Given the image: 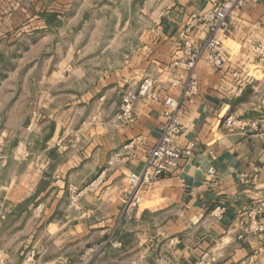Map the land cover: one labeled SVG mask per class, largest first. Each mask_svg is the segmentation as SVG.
Masks as SVG:
<instances>
[{"label": "crops", "instance_id": "0c3cea01", "mask_svg": "<svg viewBox=\"0 0 264 264\" xmlns=\"http://www.w3.org/2000/svg\"><path fill=\"white\" fill-rule=\"evenodd\" d=\"M218 0H163L161 5L155 7V18L151 24V28L146 29L140 36L142 51L135 55V58L127 57V63L123 68V72L118 69L115 72V79L111 73H105L100 77L98 86H88L84 91H79L75 87H66V82H78L85 84L84 67L80 66V56H76V62L68 66V63H62L58 72L47 68L44 72L42 82H31V85L21 84L18 81H12L8 84L1 83L0 91L6 92V97L1 98L0 94V126L4 125L8 116L13 115L16 110L21 107H29L31 109V124L29 118L23 119L15 130L14 135L9 137V130L2 129V138L14 140L17 142L21 139V130L32 127L40 130V137L36 139L39 147L38 157L32 154V160L26 165L31 169V177L26 178V181L21 182L18 177L12 179L11 183H6L1 186L7 191L5 203L13 207V212L22 207L24 203H30L32 207L37 202H42L44 205V217L48 222L47 231L51 235H73V244L76 248L79 247L81 255L77 257L83 262V252L85 250L95 251L91 264H136L137 255L141 249L135 245L136 236L134 232L124 231L117 227L120 219L121 207L123 204L122 197L128 190L127 180L131 173L139 174L142 170L146 154L133 169L132 160L126 156H118L120 148L126 147L134 149L136 142L141 145L151 146L161 136V126L164 123L162 114L164 96L168 95V90L164 87L166 79L169 76L170 65L175 58H182L185 54L184 41L187 36H190L194 44H199L204 38L201 27L195 21V18L206 10H210L217 4ZM262 0H256L259 5ZM170 5V7L168 6ZM130 9V7H129ZM257 19L253 20L252 17ZM235 17V23L233 22ZM264 17V10L259 7L243 8L235 12L229 18V34L224 38L223 55L227 62L225 71H217L212 67L200 63L197 66V73L203 77L204 97L203 99L218 104L220 98L213 95V91H219L220 86L228 90L235 87L232 74L238 69L243 71V76L249 74L252 79L245 84L243 92L240 96L233 95L231 101H226L232 105L235 101H242L241 108L251 102L250 99H245L249 93L254 91V86L259 87L260 83L264 82V52L258 51L261 45L264 44V32L256 31L249 32V27L258 23L259 19ZM129 23L128 19H121V27ZM131 23H134L131 21ZM110 25H112L110 23ZM242 26V27H239ZM264 28V24L260 25ZM96 39V38H95ZM78 40H85L84 36L78 37ZM78 40L76 43H78ZM111 41L114 49H121V45L126 43L117 34L100 35L97 38L98 44ZM79 48H72L76 54ZM100 49H96L97 55ZM122 50V49H121ZM257 53V54H253ZM148 63V69L155 65L159 69L158 83H156V91L159 93V101H139L135 105V118L131 122L132 127L125 126L120 130V137L110 138L104 124L107 122L104 116H99L98 122L91 121L92 110L97 106V102L105 96V93L110 89L116 88V93H110L111 100L105 99V103L101 106V111L110 107L112 101L117 103V110L120 111L124 103L123 97L125 92L129 90L133 79L135 78V89L137 92L140 83L146 78L142 75L147 71L142 67ZM252 68L258 69L262 78L257 79L252 72ZM99 70V69H97ZM32 76L39 69L31 70ZM185 72V70L183 69ZM222 74V75H221ZM72 76V81L68 77ZM217 76H220L219 85L214 86L212 81ZM5 89V90H4ZM123 90V91H121ZM239 91V89H237ZM133 93V94H134ZM17 108V109H16ZM232 111L231 106L221 113V118L215 121V124L210 129L202 128L200 131V143L205 149L215 148L224 134L220 129L223 127L224 118L228 112ZM38 113V118H34V113ZM203 106H197L193 103L191 106V115L183 117V124L186 129L192 128L195 124H202L205 121H210L211 117L202 115ZM199 115V118H196ZM240 117L248 120L259 122V128L253 129L246 133V136L240 138L242 147L248 149L247 155L250 159L256 156L257 148L264 150V108H249L247 111H242ZM212 133V139L207 138L208 132ZM67 134V135H66ZM32 135H35L33 133ZM88 140L87 144L81 146L83 140ZM181 142L185 140L195 139L192 131L178 138ZM247 140V144L244 141ZM183 147V143H181ZM229 146L226 144L225 148ZM47 149V151H45ZM147 149L145 148V152ZM199 155H203L200 153ZM241 154L235 150H225L216 154L214 167L217 169L224 167L225 161L235 159L233 165L240 170V175H244L243 169H251L246 176L247 183L241 181L240 177L233 174L232 179L239 187L234 189L245 195L235 200L221 205L220 201L227 196L226 192H221L219 196L215 192L208 193L207 202L208 208L204 207V203L200 201L197 193H192L186 196L187 202L195 201V206L202 209V216H208L209 212L213 217L209 219V223L213 225V234L218 227L222 229V235L217 240L211 238L201 241L204 245L201 252L197 255L188 254L187 259L181 256V264H200L201 261L211 260V264H243L245 260L252 259L258 254V249L255 242L242 244L244 251L243 256L236 255L220 256L219 259H212L216 253H211L213 248L218 251H224L228 248L232 235L228 234L231 230L238 226L239 219H243L244 215L251 214L245 224V227H253L256 233L264 236V230H260V221L264 218V213H255L253 209L258 203L264 200V183H258L262 172H264V161L255 160L254 163H245ZM209 159H212V154H209ZM184 161V159H182ZM7 162H4L5 166ZM188 164L185 162L179 165L177 173H182L184 167ZM193 169H198L197 154L193 153L191 161ZM197 179L181 175L179 181L173 176L162 178L150 184L147 188H142L140 191L141 201L138 205V214L143 217L153 209H159L162 204L171 200L174 203L179 197L174 187L183 189L184 183L188 185H196L201 188L202 181L199 179L200 173L196 172ZM98 180L100 182L98 188L94 192L85 193L83 198L75 205V211H71L72 206L68 204V195H71V189L84 190L89 184ZM190 191V189H189ZM201 191H205L201 189ZM171 192V197L166 193ZM8 201V202H6ZM213 201L219 207L213 206ZM53 203L55 207L53 208ZM110 203L111 208L107 209L108 216L105 218V210L98 208V204ZM61 205H64L67 211L61 210ZM15 209V210H14ZM12 212V211H11ZM12 212V213H13ZM12 213L7 212L0 215L1 223L9 219ZM32 213V211H31ZM71 219L73 221V231L64 232L65 225L57 219ZM88 220V221H85ZM96 220L94 225L89 226ZM217 221L219 222L217 224ZM86 223V225L84 224ZM54 229V231H52ZM14 231V230H13ZM90 235L92 242L87 246L81 244L82 239ZM95 235H101L103 241L94 239ZM165 239L176 242L177 251L183 252L185 245L183 238L179 235L171 237L165 234ZM79 243V244H78ZM163 241L156 242L153 257L160 256V250ZM141 245L147 248V241H141ZM68 242H61L59 249L67 248ZM264 249V245L260 246ZM195 251V250H193ZM239 252V249H237ZM211 253V256H210ZM168 253H164V257H168ZM149 264H155V259L145 257ZM81 262V263H82ZM252 264H256L252 260Z\"/></svg>", "mask_w": 264, "mask_h": 264}, {"label": "clouds", "instance_id": "9594fccd", "mask_svg": "<svg viewBox=\"0 0 264 264\" xmlns=\"http://www.w3.org/2000/svg\"><path fill=\"white\" fill-rule=\"evenodd\" d=\"M213 2H215V0H213ZM232 2L237 3L238 7L239 5H244L245 8L259 7L264 10V0H262L259 5L256 4V0H232ZM168 6L170 7V5ZM230 7L231 3H227L222 5L221 9H218L217 11L223 10L225 14H231L227 11ZM211 15L212 14L206 16L201 14V18L207 21L208 26H211L213 23L223 22L222 17L214 21L211 19ZM113 19L116 34L122 40L126 41V43L121 45L122 50L114 49L112 42L107 41L97 56L93 58L94 63H91L90 67L85 69V72L88 73L85 77L86 83L80 84L78 82H66V87H75L78 88L79 91H84V89L88 86H98L100 77L106 72L111 73L112 78L115 79V72L119 69L122 73L123 68L127 63L128 58L125 57V52L128 53V57L134 59L135 55L142 51L143 46L139 42L140 36L146 29L151 28V24L146 17L140 12H137L134 16L129 14V23L125 24L123 29L121 28V17L117 14L113 17ZM252 19L256 20L257 17L253 16ZM131 21H135V23H131ZM233 22L235 23V17H233ZM262 24H264V17H261L258 23L254 26H250L248 29L249 32H264V28L260 27ZM258 51L264 52V44L261 45V48ZM197 56H199V53H197ZM184 57L186 60H191L192 63L184 64L181 62L179 68L176 67L175 63H173L172 69L169 72L170 82L164 85V87L168 90V95H165L163 98L165 101L170 99L171 104H164L162 114L167 117V119L171 122V125H180L179 127H174L171 132L168 130L171 125H164L165 133L164 137L161 138V144L167 141V146L172 150V155L157 165L156 151L160 150V145H157L156 149L153 150L150 144L142 146L139 141L136 142V147L134 149L126 147L120 148L117 155L120 157L126 156L129 160H132L133 164L131 167L134 169L136 164L144 158L145 154H147L148 166L156 168L157 172L166 168L168 171L172 172L173 177L177 181H179L181 175L190 176L193 180H195L197 179L196 172L198 171L200 173L199 179L202 181L201 188H197L196 185H188L187 183H184L183 189L174 187L172 191H175L179 197L174 203L169 200V202L162 204L159 209H153L141 217L138 214V205L140 200L139 191L140 188H147L150 185L146 182H141L139 187L136 184L128 186V191H126L122 197V199L128 200V204L124 206L123 211L120 213V219L117 223V227L124 231H131L135 233V245L137 248L141 249L140 253L137 255L136 264H149V261L144 259L145 257L155 259V264H181L182 255L185 259H187L188 254L197 255L201 252L204 247L201 241L211 238L213 240H217V243H219L217 238L222 235V229L217 227L215 229V233L213 234V225L209 223V219L213 217V214L209 212L208 216H202V209L195 206L194 200L192 202H187L185 199L186 196L191 195L192 193H197L200 201L204 203V207L208 208L209 204L207 202L206 192L211 193L214 191L217 196H219L221 192H226L227 196L220 201L221 205L234 202L245 195V193L234 191V189H237L239 186L235 184L232 177L233 174H236L240 177L242 182L247 183L245 176L252 170L243 169L244 175L241 176L240 170L233 166L235 164V159L232 161H225L224 167L217 169L214 167V161L216 159V154L219 152L225 150H235L241 154V156L236 159H240L242 157L243 162L245 163H254L257 159L264 161V150L259 148L256 150V156L252 159H250L247 155L248 149L246 147H242L240 138L246 136V132L251 131V129L249 128L246 130L243 124L238 121V117L241 115L242 111H247L249 108H256L257 106L259 108H264V82L260 83L259 87L254 86V91L245 97V99H250L251 102L244 105L243 108H241V104L243 103L242 101H235L232 105H229L226 101H231L233 95L240 96V93L243 92L242 85L248 82L247 77H244L243 79L237 77L234 81V88L226 90L223 86H220L219 91H213V95L220 98V102L218 104H213L212 102L203 99L205 88L203 77L197 73L195 79H185L187 73L184 72L183 69L192 68L193 64L197 62L196 56L191 55L189 52H185ZM148 63L149 62L146 61L142 67L148 69ZM193 71L196 72L197 69H193ZM142 75L146 77V80L158 83L159 69L153 65L151 69L143 72ZM72 79V76L68 77L69 81H72ZM219 80L220 76L213 79V85H219ZM135 83L136 80L134 78L129 90L125 92L123 97V100L127 104L133 106L131 112L127 106H122L124 115H119V110H117V103L115 101H112L110 107L101 111V106L104 105L105 99L107 98L108 100H111L110 93H116L118 91L116 88L110 89L109 92L105 93V96L97 102V106L92 110V122H98V118L101 115L106 118L107 122L104 124V127L106 128L110 138L120 137L123 139V137H121L120 130L125 126L132 127L131 120L132 113L135 112V105L143 99V92H141L139 97L133 94L136 91ZM237 89H239V91H237ZM181 92L183 95H180ZM193 103H196L197 106L202 105V115L205 117H211V120L205 121L202 124H195L192 128L186 129L183 127L182 117L186 114L191 115V106ZM173 105L177 106L173 107ZM230 106L232 111L228 112L225 116L223 127L220 129L221 133L224 134V138L219 141L215 148H208L205 151L200 143L199 130L204 127L209 129L213 127L215 121L221 118V113L225 112ZM196 118H199V115ZM16 119L17 117L14 115L13 120L15 121ZM188 131H192L195 139L185 140L183 142L179 139L172 140V137L177 132H184L186 134ZM14 133L15 125L9 127V137L14 135ZM33 133H35V135H32ZM39 137V129L29 127L21 130L22 142L24 145H27L28 151L31 152L34 157L42 155L39 153V150L34 147L35 141ZM207 138L209 140L213 138L210 131L207 133ZM2 139L3 138L0 137V141H2ZM89 139L91 138L89 137L88 139L83 140L81 146L87 144ZM7 143V141L3 142L4 148L7 147ZM181 143H183V147L181 146ZM226 144L229 146L227 149L225 148ZM244 144H247V140L244 141ZM145 148L147 149V152H145ZM0 151H2V149H0ZM45 151H47V149H45ZM180 153L184 154V161L178 158V154ZM193 153L197 154V162L199 164V168L195 170L191 166ZM200 153H203V155H199ZM209 154H212L211 160L209 159ZM163 155L167 156L168 154L167 152H164ZM4 158H7L6 154ZM185 162H187L188 166L184 167L182 173H177L175 171L176 166L183 165ZM150 179L155 180L156 177L153 176ZM257 182L264 183V172H262V175ZM132 189H135V191H132ZM201 189H204L205 191H201ZM80 195L83 196L84 193H81ZM166 195L171 197V192L166 193ZM77 199L76 189L72 188V204H75ZM212 203L213 206L219 207V205L215 204V201ZM52 206L54 208L55 204L53 203ZM43 207L44 205H41V208ZM97 207L105 210V218H107V209L111 208V204H98ZM61 210L67 211L69 209H65L64 205H61ZM71 211L74 212L75 209H71ZM253 212L264 213V200L258 203V205L253 209ZM0 215H3L2 211H0ZM39 215L40 212L37 210L35 216ZM35 216L29 221V225L37 223ZM250 216L251 214H246L243 219H239L238 217V226L233 228L231 232L228 233L233 237L229 247L224 249V251H218L213 248L211 253H216V255L212 256V259H219L220 256L230 255H236L237 257L243 256L244 251L242 244L245 242H255L258 249L257 256L252 259L245 260L243 264H252V260H255L256 264H264V249L260 247L261 245H264V236L256 233L253 227H245V224ZM40 223H43V221L37 223V226H39ZM218 223L219 222L217 221V224ZM260 224L264 225V218L261 219ZM32 234V229L28 228L25 231L17 232L12 235H9L8 233L0 235V264H16V254L20 252L22 246L28 243L27 240H22L21 237L26 235L30 237ZM165 234L169 237L173 235H179L182 237L185 245L183 252L177 251L176 242L166 240ZM45 238L48 241H54L57 239V237L49 235L46 228L43 229L40 238L36 241L34 251L40 249L41 242L45 241ZM145 240L147 241V248H144L141 245V241ZM160 241H163L160 256L153 257L156 242ZM237 249H239V252H237ZM164 253H168L169 256L164 257ZM85 264H87V261H85ZM189 264H191L190 261ZM200 264H205V261H201ZM207 264H211V260H208ZM229 264H231V261H229Z\"/></svg>", "mask_w": 264, "mask_h": 264}, {"label": "rangeland", "instance_id": "374dc122", "mask_svg": "<svg viewBox=\"0 0 264 264\" xmlns=\"http://www.w3.org/2000/svg\"><path fill=\"white\" fill-rule=\"evenodd\" d=\"M162 2L163 0H130V2L129 0H0V84H8L18 79L21 84L27 85H31V82H42L47 68L58 72L62 63L73 65L77 55L80 56V66L84 69L90 67L91 63H94L93 58L97 56H93L96 49H102L106 43L98 44L97 38L100 35L116 34L113 19L115 15L118 14L121 19H128L129 14L134 16L140 12L152 23L155 18V7ZM80 36H84L85 40L79 42ZM72 48H79L76 54ZM34 68L39 71H36L31 81V70ZM252 72L257 79L262 78L258 69L252 68ZM0 94L1 98L6 97L5 91L3 93L0 91ZM31 114L29 107H21L7 117L4 125L0 126V131L9 130L13 125L17 130L19 123L26 116L30 125ZM14 115L17 117L15 121ZM238 119L244 118L239 116ZM4 141L8 142L6 148L3 145V156L5 157V154L7 156L4 162L7 163L5 166L4 162L0 165V211L12 213L13 207L5 203L7 191L1 186L11 183L16 177L21 182L30 178L31 169L26 164L31 162L32 155L27 160H16L14 154L18 146L27 147V145L23 144L22 138L17 142L3 138L2 144ZM39 146L40 143L36 140L34 147ZM70 197L69 194L68 204L74 209L76 204L71 203ZM41 205L42 202H37L34 207L30 203H24L21 208L14 209L11 217L4 223L0 220V235L5 233L12 235L28 228L32 229L33 234L30 237L27 235L21 237L28 243L16 254V264H25V262L26 264H85V261L91 264L95 251L85 250L82 255L83 262L81 259L77 260L81 255L79 247L77 249L76 244H73V235H52L57 239L48 241L45 238V241L41 242L40 249L34 251L36 241L48 225L44 217V207L41 208ZM121 209L123 210V204ZM37 210L40 212L39 216H35ZM34 216L37 223L40 221L43 223L39 226L37 223L29 225V221ZM57 221L65 225L64 232L66 231L67 234L73 231L74 224L71 219L63 218ZM92 221L88 223L89 226L94 225L96 220ZM92 239V236L87 235L82 239L81 244L87 246ZM94 239L103 241L101 235H95ZM61 242H68L67 248L59 249Z\"/></svg>", "mask_w": 264, "mask_h": 264}, {"label": "built area", "instance_id": "2783aa9c", "mask_svg": "<svg viewBox=\"0 0 264 264\" xmlns=\"http://www.w3.org/2000/svg\"><path fill=\"white\" fill-rule=\"evenodd\" d=\"M227 3H231V7L227 10L229 13L231 14H225V12L223 10L217 11L218 9H221V6ZM243 8H245L244 5H239L237 3H233L232 0H218L217 4L215 6H213L210 10H208L207 12L203 13V15H211V19L212 20H218L220 17L223 18V22L222 23H213L211 26H208V23L205 19L201 18V15L197 16L195 18V21L198 23V25L201 27L202 29V33L204 34V38L202 40L201 43L199 44H194L190 38V36H187V39L184 41V49L185 52H189L191 55L196 56L197 62L195 64H193L192 68H184L185 72L187 73V75L185 76L186 80H191V79H195L197 76V71L194 72L193 69H197V66L200 63H204L210 67H212L213 69L217 70V71H225L227 68V62L224 58L223 55V48H224V43L223 40L224 38H226L229 34V18L237 11L242 10ZM197 53H199V56H197ZM181 62H183L184 64H189L192 63L191 60H186L185 57L182 58H175L173 59L171 65H170V69H172L173 63H175L176 67L179 68L181 65ZM233 78L236 80L237 77H239L240 79H243V71L241 69L236 70L235 72H233L232 74ZM247 81L251 80L252 77L247 74ZM248 81V82H249ZM170 82V76L167 77L166 79V84H168ZM247 82V83H248ZM246 84V83H245ZM245 84L242 85V87L244 88ZM141 92H143V99L142 100H146V101H159V93L156 91V83H154L151 80H146V78L140 83L139 88L137 90L136 93H134L135 96L139 97L141 95ZM180 95H183V93L181 92ZM141 100V101H142ZM171 104V100H167L162 103L163 107L164 104ZM122 106H127L129 108V111H132V105L127 104L125 101L122 104ZM121 106L120 111H119V115L123 116L124 115V111H123V107ZM177 105H173V107H176ZM38 113L35 112L34 113V118H38ZM164 123L161 126V136L158 138V140L151 146L153 150L156 149L157 145H160V150L156 151V159H157V165L159 163H161L163 160H166L169 156L172 155V150L170 148H168V142L165 141V143L161 144V138L164 137V133H165V128L164 125L165 124H170L171 122L167 119L166 116H164ZM135 118V112L132 113V120L131 122L134 120ZM183 120V117H182ZM239 122H241L244 126V128L247 129H251V131L253 129H258L259 128V122L254 121V120H248V119H238ZM180 125H171L169 127V132L172 131V129L174 127H179ZM183 127L185 128L184 124ZM250 132V131H247ZM246 132V133H247ZM184 132H177L173 137L172 140H177L178 138H180L183 135ZM0 149H2V151H0V165L4 162V156H3V144L2 141H0ZM147 152V151H146ZM167 152V156H164L163 153ZM15 159L16 160H27L31 157V153L28 151V148L26 146L20 145L18 146V148L16 149L15 152ZM178 158L180 160L184 159V154L180 153L178 154ZM179 170V165L176 166L175 171L178 172ZM155 176L156 179L155 180H151L150 178ZM168 176H173L171 171H168L166 168L159 170L157 172V169L152 167V166H148V156L146 154L145 157V161L142 167V170L139 174L137 173H131L130 176L128 177L127 180V185H132V184H136L138 187L141 184V182H146L148 185L153 184L154 182L161 180L162 178L168 177ZM100 182H98V180H95L94 182H92L91 184H89L84 190H77L76 188V196L78 197L77 201L75 204H77L78 202H80V200L83 198V196H81V193H90V192H94L97 190L98 186H99ZM142 190V188H140V191ZM128 191V190H127ZM132 191H135V189H132ZM140 191H139V196H140ZM71 200V197H70ZM141 201V197L139 200V203ZM72 203V200H71ZM128 204V200L127 199H123V209L124 206ZM123 211V210H122ZM261 231L264 230L263 226L259 227Z\"/></svg>", "mask_w": 264, "mask_h": 264}]
</instances>
